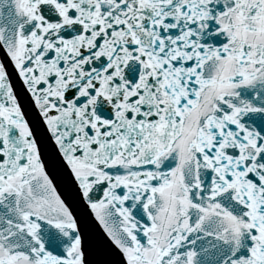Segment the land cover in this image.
<instances>
[{
    "label": "snow or ice",
    "instance_id": "6c2138e0",
    "mask_svg": "<svg viewBox=\"0 0 264 264\" xmlns=\"http://www.w3.org/2000/svg\"><path fill=\"white\" fill-rule=\"evenodd\" d=\"M0 264H264V0H0Z\"/></svg>",
    "mask_w": 264,
    "mask_h": 264
}]
</instances>
